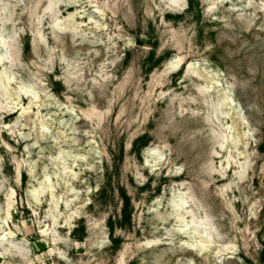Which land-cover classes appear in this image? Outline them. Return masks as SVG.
<instances>
[{
  "label": "rangeland",
  "instance_id": "1",
  "mask_svg": "<svg viewBox=\"0 0 264 264\" xmlns=\"http://www.w3.org/2000/svg\"><path fill=\"white\" fill-rule=\"evenodd\" d=\"M49 1L0 0V264H264V0Z\"/></svg>",
  "mask_w": 264,
  "mask_h": 264
},
{
  "label": "bare ground",
  "instance_id": "2",
  "mask_svg": "<svg viewBox=\"0 0 264 264\" xmlns=\"http://www.w3.org/2000/svg\"><path fill=\"white\" fill-rule=\"evenodd\" d=\"M20 1V0H19ZM38 1V0H37ZM60 0H56V2H54L53 0H51V1H49L48 2V4H47V7L45 8V10L47 11V12H49V13H51L52 15H53V17L54 18H56V15L57 14H59V7H58V4L60 3L59 2ZM178 1V0H177ZM176 1V2H177ZM182 1V0H181ZM27 2V1H26ZM59 2V3H58ZM71 2V1H70ZM69 2V3H70ZM176 2L174 3V5L176 4ZM179 2V1H178ZM28 3H30V2H28ZM36 3V2H35ZM181 3V2H180ZM24 4H25V2H24ZM27 4V3H26ZM73 4L74 5H76L77 3L76 2H73ZM178 4V3H177ZM30 5V4H29ZM35 5V4H34ZM182 5V4H181ZM184 5V4H183ZM13 6H15V5H13ZM36 6H38L37 4L35 5V7ZM180 6V5H179ZM26 7V6H25ZM24 7V8H25ZM29 7V6H28ZM34 7V8H35ZM31 8V7H30ZM65 8V7H64ZM94 8H95V6H94ZM29 9V8H28ZM32 9V8H31ZM30 9V10H31ZM35 10V9H34ZM68 10V9H67ZM31 11H33V10H31ZM36 11V10H35ZM94 12V11H93ZM96 12L97 13H101L102 11H100V10H98V9H96ZM95 12V13H96ZM32 13V12H31ZM30 13V14H31ZM44 13V12H43ZM46 13V12H45ZM74 13V12H73ZM103 13V12H102ZM34 14V13H33ZM32 14V15H33ZM37 14V13H36ZM94 14V13H93ZM28 15H29V13H28ZM35 15V14H34ZM44 15V14H43ZM48 15V14H47ZM92 15V14H91ZM30 16V15H29ZM51 16V15H50ZM59 16V15H58ZM77 16V15H76ZM93 16V15H92ZM30 17H32V16H30ZM37 17V16H36ZM95 17V16H94ZM103 17V16H102ZM39 18V17H38ZM72 18V17H71ZM91 19H93L92 17H90ZM96 18V17H95ZM31 19V18H30ZM52 21V20H51ZM56 21V24H55V28H57V29H59V30H61V28H60V24L57 22V20L56 19H54V22ZM59 21V20H58ZM71 22V21H70ZM74 22V21H73ZM97 22H99L100 23V21H97ZM92 23V22H91ZM49 24V23H48ZM69 24V23H68ZM67 24V25H68ZM79 24V23H78ZM77 24V25H78ZM97 24V23H96ZM100 24H102V23H100ZM66 25V26H67ZM99 25V24H98ZM79 27H80V25H79ZM102 27V26H101ZM75 28H76V26H74V29L73 30H75ZM99 29V28H98ZM102 29V28H101ZM65 30V29H64ZM39 31V30H38ZM55 31V30H54ZM70 31V30H69ZM13 33V32H12ZM77 33V32H76ZM55 34H56V32H55ZM61 34H63V33H61ZM65 34V33H64ZM2 35V34H1ZM37 35H38V33H37ZM3 36V35H2ZM9 37V36H8ZM15 37V34H14V36H13V38ZM43 38V37H42ZM41 38V39H42ZM6 39V38H5ZM4 38H2L1 37V39H0V44L2 43V41L3 40H5ZM8 39V38H7ZM13 40V39H12ZM8 41V40H7ZM41 41V40H40ZM42 42H45V40L44 41H42ZM4 43H6V40L2 43V44H4ZM47 42H45V44H46ZM6 44H8V43H6ZM10 44H8V45H4V46H9ZM5 50V49H4ZM12 51V50H11ZM16 53H18V52H16ZM16 53L15 52H13L12 51V53L10 52V50H6V51H2L1 53H0V62L2 61V60H4V59H10V60H12V61H15L18 57H17V55H16ZM18 60V59H17ZM16 60V61H17ZM3 63V62H2ZM8 63V62H7ZM181 63V59L179 58V59H177L176 61H170V64H174V66L176 65V66H178L179 64ZM169 64V63H168ZM169 64V65H170ZM195 64V63H194ZM171 66H173V65H171ZM180 66V65H179ZM194 66V65H193ZM5 68V67H4ZM190 69V68H189ZM5 71V70H4ZM7 71V70H6ZM8 73V72H7ZM2 75H3V73H2ZM9 75V74H8ZM11 76V75H10ZM10 76H7V74H6V76L4 77V79L6 80V81H9L10 80ZM3 77V76H2ZM3 79V78H2ZM1 80V79H0ZM4 80V81H5ZM3 82V81H2ZM10 82V81H9ZM0 84H3V83H1L0 82ZM6 84V83H5ZM5 84H4V86H5ZM7 85V84H6ZM3 86V87H4ZM28 86V85H27ZM32 86V85H31ZM30 87V86H29ZM23 88V87H22ZM28 88V87H27ZM33 88V87H32ZM202 89V88H201ZM6 90H7V88H6ZM3 91H5V90H3ZM200 91V90H199ZM204 91V90H203ZM6 92V91H5ZM29 92H30V90H29ZM207 92V91H206ZM35 94V93H34ZM203 95L205 96V94L203 93ZM229 98V97H228ZM18 99V98H17ZM231 99V98H230ZM225 100H228L227 98H225ZM23 109H24V107H23ZM28 109V108H27ZM27 109H25V110H27ZM24 111V110H23ZM91 112H92V110H91ZM94 112H92V114H93ZM96 113V112H95ZM98 113V112H97ZM98 115V114H97ZM90 116V115H89ZM88 117V116H87ZM97 117V116H96ZM154 149V148H153ZM152 154V153H151ZM154 158H156V157H154ZM18 175V174H17ZM45 179V178H44ZM50 180V179H49ZM44 181V180H43ZM42 182V181H41ZM40 182V183H41ZM43 184V183H42ZM45 185H46V181H45ZM43 186V185H42ZM38 189V188H37ZM36 189V190H37ZM52 191V190H51ZM41 193V192H40ZM44 193V192H43ZM52 192H50V194H51ZM9 194V193H8ZM53 194V193H52ZM13 195V194H12ZM34 196V195H33ZM35 197V196H34ZM54 197V196H53ZM175 197V196H174ZM8 198V197H7ZM36 199V198H35ZM13 201V200H12ZM11 202V201H10ZM187 203V201H186V199L184 198V196L183 195H179L178 197H177V200L176 201H173L172 202V206H171V208H173V209H175L176 211H178V209H180V208H182V206L183 205H185ZM10 204V203H9ZM11 205V204H10ZM9 205V206H10ZM57 205V204H56ZM7 207V206H6ZM7 209V208H6ZM6 212H8V211H6ZM5 213V212H4ZM5 215V214H4ZM7 215H9V213H7ZM8 218V217H7ZM57 218V217H56ZM202 218V217H201ZM56 221V220H55ZM195 221V220H194ZM193 222V221H192ZM198 222V221H197ZM202 225H204V228L207 226V224H204V223H201ZM27 226V225H26ZM200 226V225H199ZM23 227V226H22ZM55 228V227H54ZM191 228V227H190ZM7 230V229H6ZM9 230V229H8ZM44 231V230H43ZM8 232V231H7ZM42 232V231H41ZM53 232V231H52ZM198 232V231H197ZM206 232V231H205ZM2 233V232H1ZM0 233V234H1ZM200 233V232H199ZM202 233V232H201ZM54 234H56V233H54ZM8 236L9 235H11V233L9 232L8 234H7ZM1 236V235H0ZM48 236V235H47ZM58 236V235H57ZM56 236V237H57ZM10 237V236H9ZM56 237H53L54 239L56 238ZM59 237V236H58ZM208 237V236H207ZM46 239V238H45ZM51 239V238H50ZM197 239V238H196ZM55 240H58V239H55ZM206 240V239H205ZM204 239H200L199 240V243H203V242H206ZM10 241V240H9ZM8 241V243H7V240L5 239V237H3V238H0V246H1V248H2V251H0V257H4V256H6L7 255V253L9 254V252H10V250H9V246L10 245H12V243L14 242V241H12V242H9ZM53 242V241H52ZM6 243V244H5ZM58 243V242H57ZM148 243V242H147ZM55 244V243H54ZM187 244V243H186ZM190 244V243H189ZM207 244V243H206ZM16 245V244H15ZM14 245V246H15ZM197 245V244H196ZM12 247H13V245H12ZM16 248H18V246L16 247ZM15 248V249H16ZM56 248V247H55ZM194 248V247H193ZM14 249V248H13ZM54 249V248H53ZM18 250H20L19 248H18ZM17 251V250H16ZM57 251V250H56ZM21 253H22V251H20ZM50 252V251H49ZM52 252V251H51ZM13 253H15L14 251H13ZM23 254V253H22ZM25 254V253H24ZM50 254H52V253H50ZM10 255V254H9ZM12 255V254H11ZM17 257H20V256H17ZM24 257V256H23ZM22 257V258H23ZM26 257V256H25ZM19 259H21V257L19 258ZM21 260H24V259H21ZM28 261H29V259H28ZM23 262V261H22ZM30 262H31V260H30ZM10 264V263H9ZM28 264H29V262H28Z\"/></svg>",
  "mask_w": 264,
  "mask_h": 264
}]
</instances>
